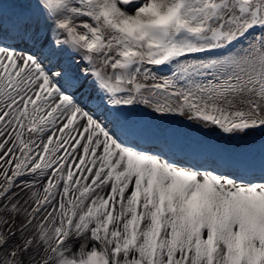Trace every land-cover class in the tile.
<instances>
[{
    "label": "snow or ice",
    "instance_id": "1",
    "mask_svg": "<svg viewBox=\"0 0 264 264\" xmlns=\"http://www.w3.org/2000/svg\"><path fill=\"white\" fill-rule=\"evenodd\" d=\"M0 264H264V0H0Z\"/></svg>",
    "mask_w": 264,
    "mask_h": 264
},
{
    "label": "bare ground",
    "instance_id": "2",
    "mask_svg": "<svg viewBox=\"0 0 264 264\" xmlns=\"http://www.w3.org/2000/svg\"><path fill=\"white\" fill-rule=\"evenodd\" d=\"M215 133H219L218 129H213L212 130ZM194 133H197L196 136H193ZM223 135V134H222ZM184 139L187 144H195V143H207V142H212L210 140H217V135H209L208 130L200 128L199 125L193 123L192 127L187 135H184ZM259 139H256L255 141H248V140H240L242 147H247V148H252L255 149ZM222 145L227 148V146H231L232 140H225L224 137L221 141ZM236 147L234 146L233 149ZM231 151L232 148L230 147Z\"/></svg>",
    "mask_w": 264,
    "mask_h": 264
}]
</instances>
